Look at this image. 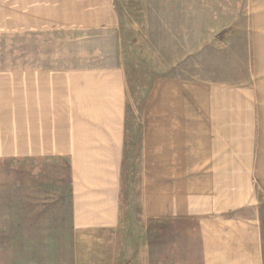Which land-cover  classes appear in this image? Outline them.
<instances>
[{
    "label": "rangeland",
    "instance_id": "obj_1",
    "mask_svg": "<svg viewBox=\"0 0 264 264\" xmlns=\"http://www.w3.org/2000/svg\"><path fill=\"white\" fill-rule=\"evenodd\" d=\"M115 8V33L0 32V69L113 65L124 71L126 83L120 227L74 228L66 157L0 156V264H125L129 255L171 252L169 239L158 245L153 230L142 231L143 176L151 161L181 166L201 155L211 84L252 93L257 172L264 183V0H115ZM228 25L223 39L215 37ZM147 133L153 145L143 143ZM263 183L258 216L264 264Z\"/></svg>",
    "mask_w": 264,
    "mask_h": 264
},
{
    "label": "crops",
    "instance_id": "obj_2",
    "mask_svg": "<svg viewBox=\"0 0 264 264\" xmlns=\"http://www.w3.org/2000/svg\"><path fill=\"white\" fill-rule=\"evenodd\" d=\"M118 24L115 0H0V32L115 33ZM125 88L113 65L0 69V156L69 159L75 229L121 225ZM207 92L201 155L181 166L150 159L143 176L142 231L153 230L158 245L169 239L171 252L125 264H263L256 104L244 87ZM248 208L252 215H229Z\"/></svg>",
    "mask_w": 264,
    "mask_h": 264
},
{
    "label": "water",
    "instance_id": "obj_3",
    "mask_svg": "<svg viewBox=\"0 0 264 264\" xmlns=\"http://www.w3.org/2000/svg\"><path fill=\"white\" fill-rule=\"evenodd\" d=\"M231 25H228V27L221 28L218 32H216L215 37L219 39H223L225 35L228 33L230 30Z\"/></svg>",
    "mask_w": 264,
    "mask_h": 264
}]
</instances>
